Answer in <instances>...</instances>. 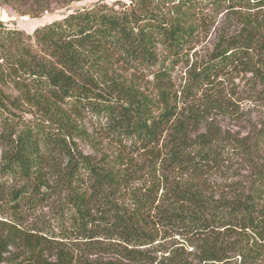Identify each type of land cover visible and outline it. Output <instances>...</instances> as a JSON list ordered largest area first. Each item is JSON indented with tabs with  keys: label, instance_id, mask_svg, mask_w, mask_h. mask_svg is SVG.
<instances>
[{
	"label": "trees",
	"instance_id": "1",
	"mask_svg": "<svg viewBox=\"0 0 264 264\" xmlns=\"http://www.w3.org/2000/svg\"><path fill=\"white\" fill-rule=\"evenodd\" d=\"M209 8L252 12L264 9V0L97 2L32 34L0 23L1 74L25 86L27 101L54 113L48 121L15 122L11 102L0 89V121L8 129L0 201L20 219L0 222V264H94L84 259L87 248L101 253L110 246L124 259L107 264H215L225 258L230 234L264 239V163L246 142L210 133L193 137L172 103L164 62H188L199 30L194 17ZM249 17L245 23L250 26L222 35L189 70V96L205 86L215 88L232 67L264 85V24L254 28ZM120 62L134 71L154 72L158 92L129 83L122 89L113 72ZM86 116L103 124L106 138L118 147L115 155L96 159L79 149L75 139L90 137L82 124ZM126 151L131 156L148 151L162 172L200 174L242 156L254 170L248 186L229 201H206L176 187L167 188L162 199L158 186L132 184L128 166L133 158H126ZM51 190L58 203H50L48 216L25 226L24 215L47 200ZM167 238L172 243L158 250ZM78 243L84 245L79 256L73 247ZM188 248L197 253L195 262ZM259 253L243 250L241 264H264L261 256L254 258Z\"/></svg>",
	"mask_w": 264,
	"mask_h": 264
},
{
	"label": "rangeland",
	"instance_id": "2",
	"mask_svg": "<svg viewBox=\"0 0 264 264\" xmlns=\"http://www.w3.org/2000/svg\"><path fill=\"white\" fill-rule=\"evenodd\" d=\"M97 2L113 4L129 2V0H0V23L32 34L38 26L60 18L72 10L92 6ZM249 13L251 14L249 21L253 23L254 28H257L259 24H264V9L252 12L246 10L227 12L209 8L198 11L194 20L198 24L199 30L192 49L188 52V62L176 63L171 58H167L164 64L167 74L171 78L172 103L176 107L177 116L185 121L187 129L193 137L210 133L217 137L246 142L248 150L252 151L258 160L264 163L263 84L255 80L251 73H246L239 67H232L215 81V88L205 86L196 96L191 93L189 96L185 90L189 70L208 56L222 35L229 36L250 26V23H245ZM163 58H165L164 55ZM113 72L120 79V85H125L121 87L122 89L126 90V85L129 83L146 93L155 94L158 92L159 80L154 72L134 71L122 62L115 64ZM0 89L11 102L12 116L15 122L30 119L48 121L50 117H54V113L50 109L40 108V106L27 101L25 86L13 76H3L0 72ZM203 90L205 93L202 92ZM82 124L90 137H77L75 141L85 155H92L96 159H100L117 153L118 147L111 144L106 138L101 122L92 116H86L82 119ZM6 127L4 122L0 121V164L4 135L8 132ZM160 150L158 148V151ZM125 153L126 158H133L131 165L128 166V170L132 173V184L142 188L158 186L155 190L156 195L162 199L164 193H168V189L176 187L177 190L187 189L188 192L193 191L202 195L206 201H229L248 186L254 170L242 156L200 174L162 172L156 171L158 166L155 165L154 156L148 151L135 152L132 156L131 151ZM49 192L47 200L37 202L40 204L36 206V209L24 215L25 226H31L36 220L48 216L51 210L50 203H58L57 194L52 190ZM6 203L0 201V222H20L17 212ZM172 241V238L165 239L158 250L168 248ZM226 241L229 250L225 254V258L215 264H241L242 251H252L253 248L256 253L261 252L259 256L254 257L255 259L260 256V258H264V239L236 232L227 236ZM73 247L76 255H81L84 248L83 243H78ZM87 250L84 252V259L94 264H98L100 261L107 264L105 262L109 260L124 259L118 251L113 249V246H110L109 250L106 248L101 253L97 248H87ZM188 253L189 259L195 262L197 253L195 254L192 248H188ZM51 259L55 260V256Z\"/></svg>",
	"mask_w": 264,
	"mask_h": 264
}]
</instances>
